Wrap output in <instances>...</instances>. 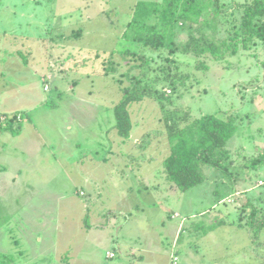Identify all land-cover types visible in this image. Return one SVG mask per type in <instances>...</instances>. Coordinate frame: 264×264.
<instances>
[{
	"label": "rangeland",
	"instance_id": "obj_1",
	"mask_svg": "<svg viewBox=\"0 0 264 264\" xmlns=\"http://www.w3.org/2000/svg\"><path fill=\"white\" fill-rule=\"evenodd\" d=\"M138 1L0 0V116L27 114L17 134L0 123L7 264H173V255L175 264H264V225L247 226L253 208L264 222V43L221 60L140 45L152 57L142 68L121 53L139 46L121 36ZM251 3L219 0L229 15L202 30L227 37ZM112 63L115 72L99 73ZM141 73L170 95V109L234 120L226 170L204 165L205 180L185 191L171 182L162 171L170 145L150 97L128 105L132 134L119 140L114 106Z\"/></svg>",
	"mask_w": 264,
	"mask_h": 264
},
{
	"label": "trees",
	"instance_id": "obj_2",
	"mask_svg": "<svg viewBox=\"0 0 264 264\" xmlns=\"http://www.w3.org/2000/svg\"><path fill=\"white\" fill-rule=\"evenodd\" d=\"M242 9V20H230L227 37L211 38L202 30L204 26L215 30L219 15H229L226 9L220 8L219 0H140L134 5L131 18L121 34L139 46L136 51L125 49L121 53L139 59L142 68L152 57L140 53V45L152 50L167 49L169 54L208 55L214 60H221L228 54L234 55L239 47L249 48L255 39L264 43V21L261 20L264 16V0H252ZM178 29L187 32L186 40H175ZM166 60H170L169 56ZM115 66L112 63L99 73H113L117 70ZM197 67L202 70L208 68L202 61L197 63ZM162 72L163 80L173 85V74L165 68ZM141 75L144 73L133 75L135 81L122 87V98L114 106L115 127L120 138H128L133 126L128 105L150 97L159 104L170 145L169 154L163 160V168L171 182L185 191L205 180L204 165L226 170L225 161L229 154L226 144L235 133L234 120L220 119L214 114L190 119L187 113L181 114L177 108L170 109L167 106L171 102L170 95H165L151 83L141 82ZM2 115L6 116L4 121H0L2 128L11 134L19 133L21 121L27 119V114L22 111ZM255 224L260 227L264 222L257 219L253 208L247 226L253 227ZM0 264H7V256L0 254Z\"/></svg>",
	"mask_w": 264,
	"mask_h": 264
},
{
	"label": "crops",
	"instance_id": "obj_3",
	"mask_svg": "<svg viewBox=\"0 0 264 264\" xmlns=\"http://www.w3.org/2000/svg\"><path fill=\"white\" fill-rule=\"evenodd\" d=\"M12 111H14V110H12ZM18 111V110H17ZM22 112H24V111H22ZM21 129V128H20ZM131 134H132V132L130 133V136H131ZM237 137H235V139H236ZM120 141H122L123 139L122 138H120L119 139ZM135 164V167H136V169L138 170V171H140L138 168V166H137V163H134ZM129 171H132V169H129ZM162 171L164 172V168L162 169ZM142 174H143V176H147V177H151V176H154V174H153V172H150V171H147V172H144V171H140ZM164 174H165V176H166V173L164 172ZM237 193V192H236ZM178 217V216H177ZM182 222H183V220L182 221H180V224H179V226H178V229H177V232L179 231V228L182 226Z\"/></svg>",
	"mask_w": 264,
	"mask_h": 264
},
{
	"label": "built area",
	"instance_id": "obj_4",
	"mask_svg": "<svg viewBox=\"0 0 264 264\" xmlns=\"http://www.w3.org/2000/svg\"><path fill=\"white\" fill-rule=\"evenodd\" d=\"M45 87H46V86H45ZM5 119H6V116H4V115H1V116H0V121H4ZM177 216H178V214H174V215H173V217H177ZM109 256H110V257H113L114 254H113V253H110ZM176 261H177V257L173 255V256H172V263L175 264Z\"/></svg>",
	"mask_w": 264,
	"mask_h": 264
},
{
	"label": "clouds",
	"instance_id": "obj_5",
	"mask_svg": "<svg viewBox=\"0 0 264 264\" xmlns=\"http://www.w3.org/2000/svg\"><path fill=\"white\" fill-rule=\"evenodd\" d=\"M172 262V261H171Z\"/></svg>",
	"mask_w": 264,
	"mask_h": 264
}]
</instances>
